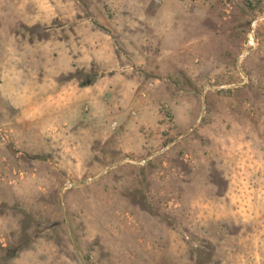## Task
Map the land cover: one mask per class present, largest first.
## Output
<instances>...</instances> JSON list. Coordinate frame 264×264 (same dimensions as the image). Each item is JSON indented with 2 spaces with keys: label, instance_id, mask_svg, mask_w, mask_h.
Segmentation results:
<instances>
[{
  "label": "rangeland",
  "instance_id": "374dc122",
  "mask_svg": "<svg viewBox=\"0 0 264 264\" xmlns=\"http://www.w3.org/2000/svg\"><path fill=\"white\" fill-rule=\"evenodd\" d=\"M0 264H264V0H0Z\"/></svg>",
  "mask_w": 264,
  "mask_h": 264
},
{
  "label": "bare ground",
  "instance_id": "6f19581e",
  "mask_svg": "<svg viewBox=\"0 0 264 264\" xmlns=\"http://www.w3.org/2000/svg\"><path fill=\"white\" fill-rule=\"evenodd\" d=\"M249 37H250V41H249L248 44L249 45H254L252 34H250Z\"/></svg>",
  "mask_w": 264,
  "mask_h": 264
},
{
  "label": "crops",
  "instance_id": "0c3cea01",
  "mask_svg": "<svg viewBox=\"0 0 264 264\" xmlns=\"http://www.w3.org/2000/svg\"><path fill=\"white\" fill-rule=\"evenodd\" d=\"M63 57H64V58H67V55L63 54Z\"/></svg>",
  "mask_w": 264,
  "mask_h": 264
},
{
  "label": "built area",
  "instance_id": "2783aa9c",
  "mask_svg": "<svg viewBox=\"0 0 264 264\" xmlns=\"http://www.w3.org/2000/svg\"><path fill=\"white\" fill-rule=\"evenodd\" d=\"M157 1V0H156Z\"/></svg>",
  "mask_w": 264,
  "mask_h": 264
}]
</instances>
